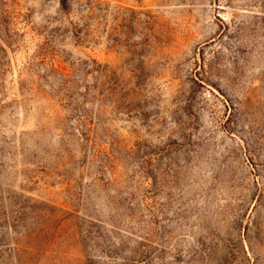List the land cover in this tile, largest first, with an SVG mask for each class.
Returning a JSON list of instances; mask_svg holds the SVG:
<instances>
[{"label":"rangeland","instance_id":"1","mask_svg":"<svg viewBox=\"0 0 264 264\" xmlns=\"http://www.w3.org/2000/svg\"><path fill=\"white\" fill-rule=\"evenodd\" d=\"M0 264H264V0H0Z\"/></svg>","mask_w":264,"mask_h":264}]
</instances>
